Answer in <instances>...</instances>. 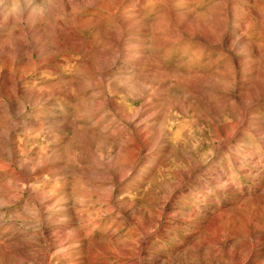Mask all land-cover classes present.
<instances>
[{"label": "rangeland", "instance_id": "1", "mask_svg": "<svg viewBox=\"0 0 264 264\" xmlns=\"http://www.w3.org/2000/svg\"><path fill=\"white\" fill-rule=\"evenodd\" d=\"M0 264H264V0H0Z\"/></svg>", "mask_w": 264, "mask_h": 264}, {"label": "bare ground", "instance_id": "2", "mask_svg": "<svg viewBox=\"0 0 264 264\" xmlns=\"http://www.w3.org/2000/svg\"><path fill=\"white\" fill-rule=\"evenodd\" d=\"M249 253V252H248Z\"/></svg>", "mask_w": 264, "mask_h": 264}]
</instances>
